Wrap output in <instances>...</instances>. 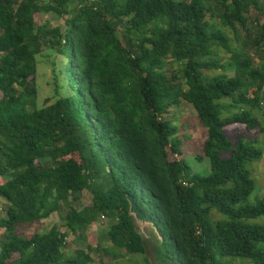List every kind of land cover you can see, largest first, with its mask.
<instances>
[{"label":"trees","instance_id":"trees-1","mask_svg":"<svg viewBox=\"0 0 264 264\" xmlns=\"http://www.w3.org/2000/svg\"><path fill=\"white\" fill-rule=\"evenodd\" d=\"M70 3L0 0V264L144 255L130 198L157 224L169 264H264V226L251 222L264 216V199L248 203L250 165L264 154L246 135L234 143L226 133L234 125L264 133V0ZM252 10L263 14L255 36ZM51 13L64 25L49 28ZM46 48L67 63L54 71L57 101L37 108V56ZM182 101L207 129V175L183 159L179 128L165 118ZM85 192L91 203L74 207ZM54 213L60 226L19 234ZM104 219L109 246L65 252L68 236L87 242Z\"/></svg>","mask_w":264,"mask_h":264},{"label":"rangeland","instance_id":"rangeland-1","mask_svg":"<svg viewBox=\"0 0 264 264\" xmlns=\"http://www.w3.org/2000/svg\"><path fill=\"white\" fill-rule=\"evenodd\" d=\"M47 0H45L46 2ZM79 5V0H71L70 8L75 10ZM250 32L252 36L257 33L258 24H262L263 14L252 10L250 14ZM43 21L48 25L49 28L63 26V20L59 19L55 14H44ZM243 38L246 37V31H240ZM251 52L255 54L256 48L252 47ZM67 63L66 56L57 53L55 50L46 48L41 54L37 56V79L36 86L38 89V95L36 98L37 108L45 106L46 100H50V103L57 101L58 96L55 91V72L59 74L60 71L64 70V66ZM172 63V64H171ZM170 65L179 70L181 68L180 63L171 62ZM61 84H65L63 76L59 77ZM264 102V93H263ZM165 118L171 121L175 126L179 128L178 138L182 143V149L184 152L183 159L191 166L194 172L202 175H207L211 172V163L204 153V143L207 137V129L202 126L198 120L197 112L194 107L182 101L178 106H174L165 115ZM228 138L232 142H236L238 134L246 135V140L255 141V146L263 151L264 154V133L257 131L247 132L245 127L242 125H234L226 130ZM174 158V157H171ZM250 171L252 178L256 183V188L248 198L249 204H254L259 199H264V156L263 158L254 161L250 165ZM78 200L73 202V206L81 208L85 204L91 203L92 195L89 192L84 194H77ZM7 201L4 198L0 199V218L5 217V207ZM214 216L216 219H225L226 217L215 212ZM252 223L264 226V216L257 219L251 220ZM61 216L57 213L51 215V217L42 222L34 223L31 225H23L19 228V234L21 236H29L36 232H45L53 226H60ZM111 222L104 219L100 222V225L96 224L85 232L87 242L80 238L78 234L76 237L68 236L69 247L65 250L67 254L73 253L75 250L87 251V246H96L98 242H103L102 239L104 234L109 229L108 226ZM145 237L148 238L145 242L146 253L142 254H127L125 251H121L123 257L119 260H114L112 256H104L102 253H92L96 258L94 264H99L100 258L103 260V264H169L160 253L161 240L155 233L153 228L148 225L141 224ZM4 230L0 229V238H2ZM103 244H107L104 242ZM109 246V244H107ZM264 248V246H262ZM1 251V249H0ZM233 264H252L250 260L244 258H238Z\"/></svg>","mask_w":264,"mask_h":264},{"label":"water","instance_id":"water-1","mask_svg":"<svg viewBox=\"0 0 264 264\" xmlns=\"http://www.w3.org/2000/svg\"><path fill=\"white\" fill-rule=\"evenodd\" d=\"M130 215L134 219L135 229L136 231L142 235L144 244L148 238L145 237V234L143 232V228L140 226L141 224L151 226L155 233L158 235L159 239L161 240V243L163 242V237L160 234L159 228L156 223L153 222L151 217H148L145 213H143L136 205L134 200L130 198Z\"/></svg>","mask_w":264,"mask_h":264},{"label":"built area","instance_id":"built-area-1","mask_svg":"<svg viewBox=\"0 0 264 264\" xmlns=\"http://www.w3.org/2000/svg\"><path fill=\"white\" fill-rule=\"evenodd\" d=\"M67 241H68V238H67Z\"/></svg>","mask_w":264,"mask_h":264}]
</instances>
